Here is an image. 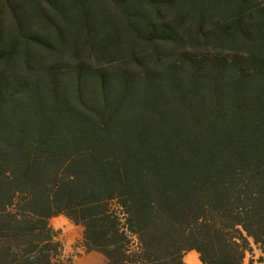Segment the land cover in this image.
<instances>
[{"label":"trees","instance_id":"16d2710c","mask_svg":"<svg viewBox=\"0 0 264 264\" xmlns=\"http://www.w3.org/2000/svg\"><path fill=\"white\" fill-rule=\"evenodd\" d=\"M264 264V0H0V264Z\"/></svg>","mask_w":264,"mask_h":264},{"label":"rangeland","instance_id":"374dc122","mask_svg":"<svg viewBox=\"0 0 264 264\" xmlns=\"http://www.w3.org/2000/svg\"><path fill=\"white\" fill-rule=\"evenodd\" d=\"M50 225L59 232V240L62 244V259L67 264H101L91 256H96L94 253L86 252L82 247L81 229L74 226L63 216L52 218L49 221ZM90 256V257H89ZM245 260L244 264H248Z\"/></svg>","mask_w":264,"mask_h":264},{"label":"crops","instance_id":"0c3cea01","mask_svg":"<svg viewBox=\"0 0 264 264\" xmlns=\"http://www.w3.org/2000/svg\"><path fill=\"white\" fill-rule=\"evenodd\" d=\"M66 219V218H65ZM91 253H94V255L96 256H91L93 257L94 259L97 260V262L99 261H102L101 264H103V257L98 254V253H95V252H91ZM90 257V256H89ZM183 261L185 264H203L201 263V261L199 260V256L198 254L195 252V251H189L187 252L184 257H183ZM86 264H89L88 262ZM98 264V263H97ZM100 264V263H99Z\"/></svg>","mask_w":264,"mask_h":264}]
</instances>
